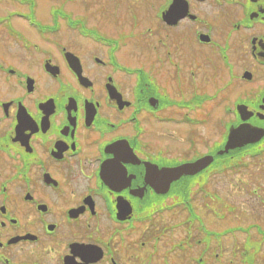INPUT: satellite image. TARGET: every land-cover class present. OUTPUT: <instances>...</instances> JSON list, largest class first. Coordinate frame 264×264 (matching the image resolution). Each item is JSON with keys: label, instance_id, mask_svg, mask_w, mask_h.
<instances>
[{"label": "flooded vegetation", "instance_id": "af4514ba", "mask_svg": "<svg viewBox=\"0 0 264 264\" xmlns=\"http://www.w3.org/2000/svg\"><path fill=\"white\" fill-rule=\"evenodd\" d=\"M56 9L0 15V264H264V0Z\"/></svg>", "mask_w": 264, "mask_h": 264}, {"label": "rangeland", "instance_id": "374dc122", "mask_svg": "<svg viewBox=\"0 0 264 264\" xmlns=\"http://www.w3.org/2000/svg\"><path fill=\"white\" fill-rule=\"evenodd\" d=\"M11 0H0V15H3V16H6L4 15V12H10V9H18V5L13 2L14 4L10 3ZM14 1V0H13ZM35 4L38 3L37 6H33L32 9L30 11H28V9L26 8L24 10V12H21V10H18L19 13H23L25 14V12H29V14L32 12L33 16L37 19V20H44V21H47L49 20L48 16H47V11L49 12V8L50 7H55L57 8L58 7V4L61 2V0H34ZM19 3V2H18ZM25 3V2H22V4ZM20 4V3H19ZM6 5V6H5ZM53 17V16H52ZM54 20L57 21V23H59V13L56 11V17L53 18ZM53 20V21H54ZM53 21H51L50 23L48 24H51ZM61 22V21H60ZM17 23H19V21H17ZM44 23V22H43ZM62 23V22H61ZM32 31H30V30ZM28 42L30 44H38L36 41V38L35 36H37L34 32H36V30L34 28H32L31 26H28ZM47 38H50V36H48ZM28 43V46L30 45ZM38 46H41V45H38ZM211 189H213L211 187ZM227 193L225 192V195H224V200L226 202H228V198H227ZM234 198H236V201L237 203L235 204L236 206H240L242 205L243 207H248L247 204H245L244 202V198L240 199L239 197H236L235 195L233 196ZM250 219L249 216H246ZM220 222H209L208 221V224L212 227H216V228H219V229H225L229 226H234L236 225V222L235 220L233 219V217H230L228 215L224 216V218L222 219V217L219 219Z\"/></svg>", "mask_w": 264, "mask_h": 264}, {"label": "water", "instance_id": "95a60500", "mask_svg": "<svg viewBox=\"0 0 264 264\" xmlns=\"http://www.w3.org/2000/svg\"><path fill=\"white\" fill-rule=\"evenodd\" d=\"M231 141H232V140H230V142H231ZM205 165H206V164H204L203 161H199V162H197V163H194L193 165H186V166L180 168V173L185 174V173H188V172L191 171V170H194L195 168H196V169H202ZM176 172H177V171H176Z\"/></svg>", "mask_w": 264, "mask_h": 264}]
</instances>
